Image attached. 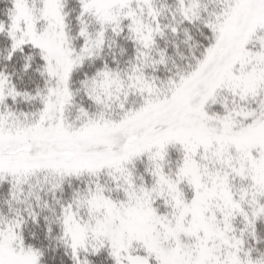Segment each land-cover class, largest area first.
<instances>
[{
	"label": "snow or ice",
	"instance_id": "6c2138e0",
	"mask_svg": "<svg viewBox=\"0 0 264 264\" xmlns=\"http://www.w3.org/2000/svg\"><path fill=\"white\" fill-rule=\"evenodd\" d=\"M0 264H264V0H0Z\"/></svg>",
	"mask_w": 264,
	"mask_h": 264
}]
</instances>
